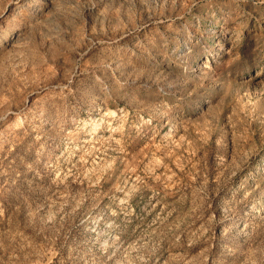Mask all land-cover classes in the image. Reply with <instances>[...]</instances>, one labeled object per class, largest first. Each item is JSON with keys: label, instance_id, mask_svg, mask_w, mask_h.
Masks as SVG:
<instances>
[{"label": "rangeland", "instance_id": "rangeland-1", "mask_svg": "<svg viewBox=\"0 0 264 264\" xmlns=\"http://www.w3.org/2000/svg\"><path fill=\"white\" fill-rule=\"evenodd\" d=\"M0 264H264V0H0Z\"/></svg>", "mask_w": 264, "mask_h": 264}]
</instances>
